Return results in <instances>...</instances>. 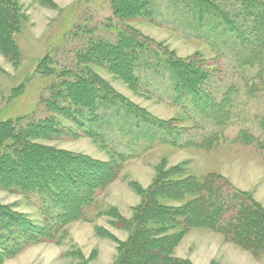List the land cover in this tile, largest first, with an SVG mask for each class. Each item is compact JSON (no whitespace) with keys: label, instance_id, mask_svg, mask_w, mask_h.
I'll return each instance as SVG.
<instances>
[{"label":"trees","instance_id":"obj_1","mask_svg":"<svg viewBox=\"0 0 264 264\" xmlns=\"http://www.w3.org/2000/svg\"><path fill=\"white\" fill-rule=\"evenodd\" d=\"M155 2H112L114 20L109 28L115 32V42L94 38L78 53V70L59 72L64 80L52 87L50 98L45 101L51 117L34 121H17L12 117L0 120V190L35 195L37 202L42 201L40 211L43 214L42 223L33 226L35 223L31 225L30 220L15 212L13 207L0 205V264L33 245L61 246L66 241L65 229L70 223L105 216L104 211H97L99 198L103 188L120 174L123 161L130 160L128 156L139 157L143 150L152 148L153 143L212 148L227 138L218 131L211 138L203 133L206 122L224 127L230 121L231 112L226 108L225 99L220 103L212 101V112L206 113L210 109L208 96L212 95L204 87L219 90L216 81L221 82L223 78L215 75L221 76L222 70L213 71L210 62L200 53L179 59L167 45L156 43L132 28L133 21L162 17L156 11ZM165 2L171 9L180 8L173 17H179L187 28L191 27L192 20L197 21L198 32L205 33L201 32L204 28L210 36L207 39H212L208 41L210 47L219 57H231L233 68L240 76L247 70H257V75L248 79L252 83L248 80L244 83V89H252L255 81L264 87V0H238L236 9H227L224 4L210 0ZM48 4L54 7L51 2ZM26 21L28 15L20 0H0V51L14 66L20 61L15 36ZM46 62L41 61L39 66L43 75L50 73ZM94 67L105 70L124 82L133 93L143 96L148 95L150 79L169 75L171 87L166 89L174 95L173 103L179 106L183 117L162 120L152 116L115 90L92 69ZM232 88L237 87L224 90ZM177 124H182V128ZM259 127L264 128V117ZM110 132H117L118 137L126 136L127 146L133 144L131 153L122 157L110 149L107 144ZM239 132L237 140L246 145L258 143L257 149L264 151V143L247 137L250 135L245 130ZM59 137L89 138L107 153L109 160L104 163L40 143ZM197 137L207 139L197 144ZM186 172L185 166L167 168L162 164L157 168L151 189H143L142 203L136 207L131 220H124L114 210L106 214L114 220V225L119 223L121 228L130 231L127 241L118 243L114 264H193L189 259L175 256L180 241L193 228L224 235L228 242L254 257L264 256L262 204L253 195L230 189L220 175L197 178L185 175ZM86 173L93 175L88 190L82 188ZM214 181L218 186L226 184L231 190L227 197L235 204L218 202L220 196L213 194L215 190L211 185ZM76 194L79 198L71 201L76 202L77 208L67 212L64 209L66 197ZM165 201L180 205L166 206ZM11 227L17 230L16 235L11 234ZM75 253L78 264H89L92 260L80 252Z\"/></svg>","mask_w":264,"mask_h":264},{"label":"rangeland","instance_id":"obj_2","mask_svg":"<svg viewBox=\"0 0 264 264\" xmlns=\"http://www.w3.org/2000/svg\"><path fill=\"white\" fill-rule=\"evenodd\" d=\"M20 1L28 15V21L15 36L20 51L18 65L11 64L0 51V120L11 117L17 121L43 120L51 117L45 108V101L50 98L52 87L64 80L59 76V72L78 70L77 55L94 38L115 42V32L109 28L114 20L111 6L115 0ZM155 1V5H158L156 11L162 17L154 18L152 21H133L132 28L156 43L167 45L179 59L190 58L200 53L210 62L213 71L222 70L221 76L215 75L223 78L221 82L216 81L220 86L219 90L209 89L206 85L204 87V90L212 95L208 96L210 102L207 106L209 105L210 109L206 113L212 112L211 107L214 104L212 101L220 103L225 99L226 108L231 112L230 121L226 122L224 127L215 126L214 122H206L203 125V133L211 138L213 133L218 131V134L223 133L227 138L224 143L219 142L212 148L174 147L153 143L150 146L153 147L143 150L139 157L128 156L130 160L123 161L120 174L115 181L103 188V194L99 198L97 211H104L105 216H94L91 221L70 223L65 229L66 241L61 246L47 243L33 245L1 264H78L79 259L75 252H80L86 259L91 258L89 264H114L118 243L126 242L130 231L121 228L119 223L118 226L114 225V220L106 214L114 210L124 220H131L136 207L142 203L143 189L144 191L151 189L156 180L157 168L162 164L167 168L185 166L187 169L185 175L197 178H204L210 174L220 175L230 189L253 195L255 200L264 205V151L257 149L258 143L246 145L240 142V139H236L239 137L237 136L239 131L245 130L250 135L247 137L264 143V128L259 129L260 120L264 117V87L261 88L255 81L252 89L243 88L249 78L257 75V70H247L245 75L240 76L239 71L235 72L233 68L231 57H219L216 50L210 47L208 41L212 39H207L210 36L204 28L201 32L205 33L198 32L200 25L197 21L192 20L191 27L187 28L179 17H173L177 15L176 12H180L179 7L171 9L165 0ZM210 1L224 4L227 9H236L238 2V0ZM48 2L54 4V7L49 6ZM46 60L50 73L43 75L39 66L41 61ZM92 69L115 90L146 109L152 116L162 120L171 118L179 120L183 117L179 106L173 103L174 95H170L166 89L171 87L169 75L164 74L161 79L148 81L146 92L150 98L148 95L133 93L124 82L103 69L96 67ZM247 82L252 83L250 80ZM230 86L237 88L224 90ZM225 92L227 93L224 94ZM187 112L193 113L190 110ZM176 126L182 128V124ZM196 139L197 144H202L207 138ZM40 143L71 153L87 155L104 163L109 160L107 153L98 144L85 137L76 140L59 137ZM128 143L129 139L126 136L118 137L117 132H110L107 144L117 155L123 157L131 153L133 144L128 147ZM87 174L83 176L82 188L85 189L89 188L88 184L93 179V175ZM226 184L219 183L218 186L215 181L212 182V189L215 190L213 194L220 196L219 203L233 205L236 202L227 197L231 190L226 188ZM72 198L66 197L64 209L67 212H73L77 208L76 202L71 200L76 201L79 194ZM41 202H37L35 195L13 194L0 190V205L13 207L19 215L27 217L30 224L35 223L31 224L33 226L42 223ZM164 204L171 207L180 205L171 201H165ZM17 233V230L11 227V234ZM224 237L203 228L190 229L177 246L175 256L189 259L195 264H264V256L254 257ZM72 251L74 253L71 254Z\"/></svg>","mask_w":264,"mask_h":264},{"label":"crops","instance_id":"obj_3","mask_svg":"<svg viewBox=\"0 0 264 264\" xmlns=\"http://www.w3.org/2000/svg\"><path fill=\"white\" fill-rule=\"evenodd\" d=\"M259 203H261V202H259ZM262 204V203H261ZM263 205V204H262ZM264 206V205H263ZM191 261V260H190ZM192 262V261H191ZM193 263V262H192ZM193 264H195V263H193Z\"/></svg>","mask_w":264,"mask_h":264}]
</instances>
